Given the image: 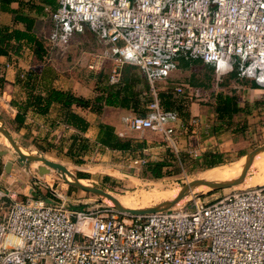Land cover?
I'll use <instances>...</instances> for the list:
<instances>
[{
	"label": "built area",
	"instance_id": "built-area-1",
	"mask_svg": "<svg viewBox=\"0 0 264 264\" xmlns=\"http://www.w3.org/2000/svg\"><path fill=\"white\" fill-rule=\"evenodd\" d=\"M44 11L51 47L84 31L109 47V83L118 81L123 64L152 85L179 60L196 59L214 76L233 73L264 91V0H57ZM152 94L144 114L125 122L133 131L159 134L176 153L177 111L163 109ZM188 156L199 158L195 150ZM0 264H264V181L142 215L0 191Z\"/></svg>",
	"mask_w": 264,
	"mask_h": 264
},
{
	"label": "rangeland",
	"instance_id": "rangeland-1",
	"mask_svg": "<svg viewBox=\"0 0 264 264\" xmlns=\"http://www.w3.org/2000/svg\"><path fill=\"white\" fill-rule=\"evenodd\" d=\"M44 31L41 25L37 30L38 36H44L43 43L46 48L51 52L55 51L46 54L44 61L56 64L65 80L83 83L81 92L90 95L91 98L95 90L110 84L108 74L114 65L109 58L108 46L99 43L91 33L84 31L76 34L65 46L51 47L46 41L47 32L43 33ZM88 64L91 68L87 67ZM33 66L37 70L40 68V64L36 61L33 62ZM118 70L119 81L124 77L131 82L134 78H138L139 82L133 81V89L138 91L142 102L144 99H151L153 90L158 100L161 97L168 99L170 96L173 100L172 109L176 110L179 116L186 114L185 106L181 104L186 105L190 101L197 106H213V96L216 92L232 94L241 106L248 104L246 114L237 115L228 127L222 125L221 131L226 137L223 135L220 142L227 141L229 145L221 147L228 150L222 152L207 150L202 153L211 152L220 155L219 163L208 168L202 167L198 165L197 159L188 156L185 151L178 150L174 153L157 134L158 143L162 146V154L139 155L137 152L136 157H131L134 159L142 156L148 161L166 160L168 165L163 168V176L156 179L142 176V165L133 164L130 159L118 155H110L109 159H102L100 156L89 157V153L84 159H78L77 153L73 155L61 151L65 147L66 140L63 143H43L48 145L43 148L37 146L35 150L29 147L27 140L16 139L14 132L10 130V133L7 132L9 140L0 134V151L6 152L4 158H8L13 163L11 182L4 186L11 194H15L16 199L30 194L42 199L50 198L58 203L64 202L67 206L80 204V208H86L101 204L115 208L104 196L80 190L65 182L66 179L63 178L76 177L75 172L78 168H82L85 170L82 172L88 174L87 178H82L85 180L83 183L88 187L100 188L113 196L121 195L128 198L135 204L131 209L136 210L177 209L189 203L191 197L211 200L228 191H237L244 186L264 181V91H254L253 89L258 88L251 87V80L236 78L233 73L214 76L210 66L196 59L179 60L176 69L172 71L174 73L172 78L156 80L152 85L133 65L123 64ZM176 81L184 85L181 93L174 91ZM144 85L146 88L143 87ZM188 86L192 87V92L195 94L191 99L186 98L185 92L188 91ZM140 108L145 109V105ZM144 136L154 141L149 135L144 134ZM241 154L243 156H240ZM21 155L28 158L20 163L18 158ZM72 155L75 157L73 158ZM40 157L62 165L66 171L62 173L46 166L38 160ZM76 160L82 161L87 166L76 164ZM40 167L45 168L44 172H40ZM206 175L211 176L212 180L207 181ZM104 177L107 179L104 180ZM212 184H221V186L212 187ZM130 206L131 203H127L122 207Z\"/></svg>",
	"mask_w": 264,
	"mask_h": 264
},
{
	"label": "crops",
	"instance_id": "crops-1",
	"mask_svg": "<svg viewBox=\"0 0 264 264\" xmlns=\"http://www.w3.org/2000/svg\"><path fill=\"white\" fill-rule=\"evenodd\" d=\"M19 2L20 3H10L9 8L17 9L21 14L33 17L34 23L32 26V34L42 43L43 48L46 51L45 56L46 54L48 55V53L55 52L54 50L51 52L50 49L48 50V48H46L43 43L44 36H38L37 30H39V27L42 25L45 29L43 33L47 32L46 34H48L50 30V22L47 20L44 10L45 8L50 10L54 9L57 5V0H19ZM0 24L19 30H23L24 28L22 23L13 22L12 14L7 11H0ZM45 58L46 57L43 56L42 60H37L32 53L30 45L23 41L21 42V49L18 55H0V134L2 136L9 138L7 132L10 133L11 130V132H14L16 139L20 138L19 140H27L29 147H32L35 150L37 146L43 148L48 145H44L43 143H63L66 140L65 147H63L61 151L73 155L74 153H77L78 155L76 157L78 159H84L86 154L89 153V157L100 156L102 159H109L110 155H118L121 158L130 159L131 161V157H136L135 155L138 151H116L98 146L95 141L97 132L96 122L101 121L110 125L113 128L114 133L119 138L128 139L131 143L142 144L143 155H150V153L162 154V146L159 145L157 140L160 135L158 134L159 136H157V133L149 130L141 132L131 130L127 126L125 119L134 113L130 110L118 107L103 106L98 114L92 113L86 109L74 108V111L81 115L88 123V127L83 132H78L75 129L63 124L60 120L58 107L56 105H51L48 108L47 113L43 115L35 113L32 109H27L24 113V120L22 124L16 128L15 123L13 122V117L16 112V106L21 104L26 96L25 89L22 86L21 81L25 77V74L31 75V80L35 85V91L40 94L48 88H56L60 90H70L76 95L91 98L90 95L81 92V89L84 87L83 83L68 82V80L63 78L56 64L52 62H45ZM34 61L40 64V68L38 70L33 66ZM20 75H22V77H20ZM17 76H19L20 81H17ZM173 76L174 73L171 72L166 79H170ZM177 82L178 81H176L175 84ZM253 90L263 91L260 88ZM181 105L185 106L184 110H186V114L178 117V121L174 123L173 133L175 144L179 151H185L188 153L190 150H195V152L199 155L197 160L200 161L203 151L217 150L218 152H222L228 150V148L222 149L221 147L229 145V142H220L221 139H223V135L224 137L226 136L225 133L221 131L222 124L217 122L214 117L212 106H197L192 103V101L186 105ZM6 124L8 126H6ZM144 134L149 135L150 138L152 137L154 141L146 138ZM73 137H75L74 140ZM160 139H162L161 136ZM35 143L38 145H35ZM91 147L93 148L92 150L89 149ZM6 155V152L3 150L0 151V191L7 193V195L11 196V198H16L15 194H11L8 188L4 186L5 184L11 182L10 176L13 174V163L8 158H4ZM73 155L72 157L74 158L75 156ZM6 161H10L8 171L4 170V163ZM76 164L87 166L82 163V161ZM78 171L82 172L85 170L78 168ZM205 179L207 181L212 180L211 176L207 175L205 176ZM68 180L77 181L80 184L87 186L83 183L85 180L82 178L78 179L76 177H71L68 178ZM113 197L115 201L106 197L104 198H106L110 205L115 207L126 208L122 206L127 205V203H131V206L128 208L135 206L131 200L121 195ZM44 199L46 201H53L46 197ZM80 206V204H77L69 207L80 208Z\"/></svg>",
	"mask_w": 264,
	"mask_h": 264
},
{
	"label": "trees",
	"instance_id": "trees-1",
	"mask_svg": "<svg viewBox=\"0 0 264 264\" xmlns=\"http://www.w3.org/2000/svg\"><path fill=\"white\" fill-rule=\"evenodd\" d=\"M12 2L20 3L19 0H0V11L11 13L12 21L22 23L24 28L23 30H19L0 24V55H18L21 49V42L23 41L30 45L34 57L37 60H42L46 51L42 43L32 34L34 18L21 14L17 9L9 8ZM119 79L116 83H110L102 89L95 90L92 98H85L81 95L74 94L70 90L56 88H48L40 94L35 91V85L31 80V75L25 74V77L21 81L26 96L24 101L16 106V112L13 117L15 127L18 128L22 124L24 113L27 109H32L35 113L43 115L47 113L51 105L58 107L61 122L78 132L85 131L88 123L81 115L74 111V108L86 109L98 114L103 106H112L130 110L137 115H143L145 109L140 107L146 105L151 99H144L143 102L139 99L138 91L133 89L134 82H139L138 78H134V82L129 81L127 77L121 78L120 81ZM17 81H20L19 76H17ZM251 84L252 88H259L255 83L252 82ZM143 87L146 88L145 85ZM159 102L163 109L168 110L173 108V100L170 96L168 99L161 97ZM212 105L214 117L217 122L224 125L223 127H228L237 115L242 113L246 114L248 111V104L241 106L236 97L227 93L216 92L213 96ZM96 129L95 141L99 147L116 151H138L139 155H143L142 144L131 143L128 139L119 138L110 125L97 121ZM74 139L75 137H73ZM220 158V155L216 153H204L201 155L198 165H202L205 168L212 167L219 163ZM79 162V160H76V163ZM166 165L168 164H166V160L164 159L146 161L142 164V176H150L156 179L160 178L164 174L163 168ZM75 176L76 178H87L88 174L76 171ZM103 179L105 180L107 177Z\"/></svg>",
	"mask_w": 264,
	"mask_h": 264
},
{
	"label": "water",
	"instance_id": "water-1",
	"mask_svg": "<svg viewBox=\"0 0 264 264\" xmlns=\"http://www.w3.org/2000/svg\"><path fill=\"white\" fill-rule=\"evenodd\" d=\"M8 140H9V138H8ZM27 158H28V156L24 157L23 155H21L18 158V162L21 163L22 161L26 160ZM38 160L42 161L46 166L54 168V169H56L58 171H61L62 173H64L66 171L65 168L62 165H60V164L48 161V160H46V159H44L42 157L38 158ZM9 165H10V161H6L4 163V170L5 171H8ZM40 169H41L40 172H44L43 170H45L44 167H40ZM65 182L68 185H72V186H74V187H76V188H78L80 190L97 193V194H100V195H102V196H104V197H106L108 199H111L112 201H115L114 197L111 194L101 190L100 188L84 186V185L80 184L77 181H67V180H65ZM211 186L212 187H217V186H221V184H212ZM115 209L120 211V212H122V213L130 214V215H142V214L153 212L154 210H157V209H164V208H151V209H145V210H136V209H131V208H129V209L128 208H121V207H117L116 206Z\"/></svg>",
	"mask_w": 264,
	"mask_h": 264
},
{
	"label": "bare ground",
	"instance_id": "bare-ground-1",
	"mask_svg": "<svg viewBox=\"0 0 264 264\" xmlns=\"http://www.w3.org/2000/svg\"><path fill=\"white\" fill-rule=\"evenodd\" d=\"M23 154H25V153H23ZM25 155H27V154H25ZM64 179H66L67 181H69L67 178H64ZM133 209H135V208H133Z\"/></svg>",
	"mask_w": 264,
	"mask_h": 264
}]
</instances>
